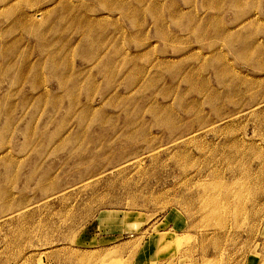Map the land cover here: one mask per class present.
I'll list each match as a JSON object with an SVG mask.
<instances>
[{
	"label": "rangeland",
	"instance_id": "obj_1",
	"mask_svg": "<svg viewBox=\"0 0 264 264\" xmlns=\"http://www.w3.org/2000/svg\"><path fill=\"white\" fill-rule=\"evenodd\" d=\"M0 264H264V0H0Z\"/></svg>",
	"mask_w": 264,
	"mask_h": 264
}]
</instances>
